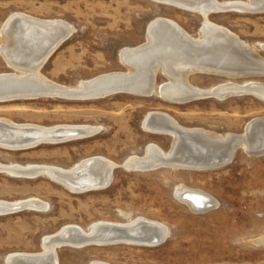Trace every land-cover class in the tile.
Masks as SVG:
<instances>
[{
	"label": "rangeland",
	"instance_id": "1",
	"mask_svg": "<svg viewBox=\"0 0 264 264\" xmlns=\"http://www.w3.org/2000/svg\"><path fill=\"white\" fill-rule=\"evenodd\" d=\"M17 12L40 19H60L73 26L72 37L41 69L49 80L70 87L105 73L126 71L119 52L145 43L148 26L156 18L177 22L195 38L200 36L203 24L202 16L196 13L154 0H0V30ZM210 19L256 47L264 57V13L221 12L210 15ZM13 72L16 71L0 56V73ZM254 80L264 82V77H190L194 86L203 89L228 81ZM166 81L159 72L157 86ZM153 111L167 113L185 127L224 135L243 134L249 121L264 117V102L254 95H242L174 104L158 94L142 97L128 93L92 100L8 101L0 103V118L48 127L93 125L100 132L29 150L0 149V162L70 169L95 156L120 166L131 156H145L151 143L167 152L173 139L143 127L146 115ZM180 185L204 191L218 205L206 211L192 210L176 196ZM27 198H39L48 208L0 216V264H5L11 253L41 252L44 237L63 227L78 225L89 230L100 221L127 223L139 217L166 225L170 230L168 239L154 247H63L59 249L60 264H264V155L253 156L244 149H239L229 164L211 170L162 167L142 172L118 167L109 187L84 193L71 192L48 177L25 179L0 174V200Z\"/></svg>",
	"mask_w": 264,
	"mask_h": 264
},
{
	"label": "bare ground",
	"instance_id": "2",
	"mask_svg": "<svg viewBox=\"0 0 264 264\" xmlns=\"http://www.w3.org/2000/svg\"><path fill=\"white\" fill-rule=\"evenodd\" d=\"M154 1L202 16L200 36L193 37L173 20L156 18L148 26L145 43L124 47L119 52V59L126 71L105 73L81 81L77 87L58 84L41 72L47 60L72 37L73 26L60 19H40L23 12L12 14L0 30V56L16 72L0 73V103L39 98L99 99L90 96L99 94L112 81L122 84V88L127 90L120 93L142 97L158 94L166 102L174 104L207 98L224 100L242 95H254L264 102V82L261 81H228L208 89L196 87L190 81V77L196 74L229 79L264 77V57L256 47L210 19V15L221 12L264 13V0ZM261 46L264 50V44ZM159 72L167 78L160 87L157 86ZM143 127L150 133L171 137V149L166 152L159 145L151 143L147 146L145 156H131L120 166L103 156L85 159L70 169L53 165L0 162V174L25 179L48 177L71 192L84 193L109 187L118 167L142 172L162 167L211 170L229 164L239 149L253 156L264 155V117L249 121L243 134L224 135L204 128L185 127L161 111L148 113ZM99 132L100 128L93 125L60 124L48 127L0 118V149L29 150L41 145L89 138ZM176 196L194 211H206L218 205L217 200L204 191L185 185L178 186ZM47 208L48 204L39 198L0 200V216L22 211L43 212ZM169 233V228L163 223L144 217L127 223L100 221L89 230L69 225L45 236L41 252L11 253L5 264H60L59 249L63 248L62 245L74 248L72 244L86 242L84 240L108 242L92 246L127 244L154 247L163 244ZM90 264L110 263L92 261Z\"/></svg>",
	"mask_w": 264,
	"mask_h": 264
},
{
	"label": "water",
	"instance_id": "3",
	"mask_svg": "<svg viewBox=\"0 0 264 264\" xmlns=\"http://www.w3.org/2000/svg\"><path fill=\"white\" fill-rule=\"evenodd\" d=\"M112 82L111 83L109 82V84H107L106 88H103L99 92V94H97L95 96H90V98H104V97H108V96H111V95H114V94H118L120 92L127 91V90H125V88H122L123 87L122 84H119V83L115 84L114 81H112ZM184 198H186V197L184 196ZM84 241H86V242H82V243H79V244H72V246L74 248H79L80 249V248H85V247L92 246V245L97 244V243H102V244L108 243L107 241H102V242H96V241L90 242V241H87V240H84ZM135 243H139V242H135ZM67 246H69V245H67V244H63L62 245V247H67Z\"/></svg>",
	"mask_w": 264,
	"mask_h": 264
}]
</instances>
